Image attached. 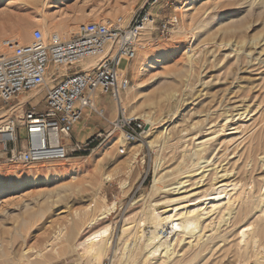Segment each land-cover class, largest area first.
Masks as SVG:
<instances>
[{"label": "rangeland", "instance_id": "rangeland-1", "mask_svg": "<svg viewBox=\"0 0 264 264\" xmlns=\"http://www.w3.org/2000/svg\"><path fill=\"white\" fill-rule=\"evenodd\" d=\"M143 2L0 0V40L18 35L17 41L27 44L34 29L44 37L58 33L68 38L56 31V23L75 29L73 35L80 23L114 21L119 16L127 22ZM196 7L186 13L176 5L166 9L162 20L170 13L177 16L169 33L150 35V30L139 38L153 62L138 73L142 59L138 60V41L137 55L125 73L129 86L121 93L126 117L134 116L140 126V138L125 145L140 144L134 157L121 154L118 145L113 155H103L102 148L120 131L96 142L93 150L99 152L93 162V150L65 161L40 163H8L0 157V264H78L73 244L107 223L115 225L111 245L115 250L120 247L123 221L166 196H187L174 205L200 212L193 234L174 235L179 242L166 264H264V143L256 145L264 132V0H201ZM126 65L122 61L119 66ZM43 96L44 92L33 95L29 104L43 109ZM102 102L109 105L106 97ZM4 114L0 104V117ZM141 115L154 119L153 133H147L150 126ZM83 123L80 119L75 128ZM206 138L207 146L195 155L198 142ZM158 162L163 189L153 190ZM107 174L113 177L106 180ZM122 180L127 181L125 187ZM171 187L177 188L168 194ZM103 201H115L116 206L89 227V218L98 214ZM240 229H247V236L238 248ZM121 252L116 264L141 263L139 248L126 251L127 258H121Z\"/></svg>", "mask_w": 264, "mask_h": 264}, {"label": "built area", "instance_id": "built-area-1", "mask_svg": "<svg viewBox=\"0 0 264 264\" xmlns=\"http://www.w3.org/2000/svg\"><path fill=\"white\" fill-rule=\"evenodd\" d=\"M183 1L144 0L127 22L119 16L114 21L80 23L68 38L57 33L44 37L40 29H34L27 44L1 39L0 104L6 114L0 117V157L8 163L65 161L72 155L89 153L96 142L112 137L115 131H120L124 142L119 149L122 154V147L136 142L141 132L137 118L126 117L121 102L129 80L120 62L136 57L139 38L148 26L150 35L155 31L169 33L177 16L170 13L162 20L160 15ZM88 57H98L99 61L82 66L80 62ZM50 66L54 67L51 71ZM62 67L64 72L56 71ZM34 90L44 92L43 109L29 104L32 97L18 104L21 94ZM96 93L116 103L117 118L109 121L107 131H99L86 141L73 140L72 127L85 110L105 119L104 110L95 104Z\"/></svg>", "mask_w": 264, "mask_h": 264}, {"label": "bare ground", "instance_id": "bare-ground-1", "mask_svg": "<svg viewBox=\"0 0 264 264\" xmlns=\"http://www.w3.org/2000/svg\"><path fill=\"white\" fill-rule=\"evenodd\" d=\"M199 1H201V0H184L183 2H180L178 5L176 4V7L182 9V11H184V13H186V12H189V11H192V10L196 9L197 8L196 5L199 3ZM55 26H56L55 27L56 31H58V30L61 31V33L64 34V36H66V37H70L71 33L75 30V29L70 28L67 24H64L62 22L56 23ZM150 30H151V26H148L147 29L144 30L143 35H145V33H148ZM26 33H27V31H25V34ZM141 38L142 37H140V39ZM9 39H13V40L17 41V40H20V37L18 35H14V38L11 37ZM143 41H144V39H142L140 41V44H139L141 49H140V51L138 53V56H139L138 60H140L141 57H142V59L140 60V64L137 66V71H138L139 74L143 73L146 69H148V67H150L152 65L151 63L153 62L152 61L153 58L151 57L150 51L146 48L145 45H142ZM259 41H260V39H259ZM249 43H248V45H249ZM237 51H239V50H237ZM191 55H193V54H191ZM98 61H99L98 57H88L86 59H83L80 63H81L82 66L89 67V66L95 65ZM53 69H54V67H52V66L49 67V71H51ZM59 72H64V67L59 68ZM46 83L48 85H51V81L48 78L46 79ZM125 89H127V87ZM37 93H38V90H34V91H31V92H28L26 94L21 95L19 97V103L18 104L20 105V104L24 103L25 101H27L28 99H30L31 97H33V95H35ZM121 102H122V98H121ZM114 108H115V106H114ZM115 111H116V109H115ZM141 117L150 126L147 129V133H149V134L153 133L152 131L155 128L154 125H156V122L154 121V119H152L151 115L150 116L149 115H141ZM159 120H161V118H159ZM222 129L224 130V128H222ZM256 134H257V132H256ZM209 139L206 138V139H203L200 142H198V147L196 148L198 150H196L197 153L194 152L195 155H198V153L201 152V150H202L201 147L205 146ZM256 141H257L256 142L257 146H260L261 142L264 143V132L257 137ZM152 143H153V140H149V144H152ZM254 143H255V141H254ZM122 144H124V142H123V140L121 139V137L119 135L117 138L112 140L106 146V148L105 147L102 148L103 155L104 156L113 155L115 147L118 145V151H119V149H120ZM139 145L140 144L132 145L130 147H124V148L122 147L123 148L122 153H126L127 155H129L132 158L138 153ZM164 146H165V144H164ZM262 150H264V149H262ZM98 152L99 151L95 150V149L92 151V156L90 158V161H92V162L95 161V155ZM260 152H261V150H260ZM190 157H191V155H190ZM194 159H196V158H194ZM195 165H197V163ZM154 166H155L154 170L156 172H155L153 180H152V189L153 190H157V189L158 190H162L163 186L159 185V183L162 180V175H159V176L157 175L158 168H159V162L155 163ZM112 177H113L112 174H109V175L107 174L104 178L106 180H108V179H111ZM73 178H74V176H73ZM120 183H121L122 187H125L126 184H127V181L126 180H122ZM181 183H183V181H177L176 182V184H181ZM63 186L71 188L72 185L71 184H66V185H63ZM207 187H209V186H207ZM176 188L177 187H174L172 191H171L172 187L170 188V190L167 189L168 190L167 191L168 194L169 193H173ZM217 189L218 188L213 190L214 195L219 192ZM206 194H208V193H206ZM214 195H212L211 199L214 198L213 197ZM185 197H187V196H185ZM185 197L172 198V197L166 196L165 198H163L159 202H154V203L149 202L146 205V207L140 212V214H138L136 217L125 219L123 221L122 228H121L120 234H119L120 247H118L115 250H113L112 246H111L112 245V239H113L112 238V234H113V230H114V226H115V225L113 226L114 223L113 224L107 223V224H105V225H103L101 227H97V228L91 229L89 232H87L86 234L83 235L81 240H79V241L75 242V244H73L74 245V251L77 254L76 257H77L78 264H82V263H84V264H105V262L107 260H108V262H107L108 264H116L115 263V259L118 258V255H119V253L121 251H122L121 252V254H122L121 258H122L124 255L126 257V254H124L126 251H128V250L129 251L130 250L134 251L135 249H138V248L142 252L141 263L140 264H149L150 262H148V261H152V260H153V262L151 264H166V262H168L175 255L176 251L174 252L175 248L173 249V247L177 246L176 244H178V242H179V240L174 235L181 234L180 236H183V237L186 236V235H191V234H193L194 230L196 228H198V226H199L198 225V219L200 217V212H198L196 210H192V209L188 208V206H186L184 204H183V206L181 205V207H178V206L174 205L175 202L179 201L180 199H184ZM195 201H198V200L196 199ZM172 205H174V206H172ZM177 205H179V204H177ZM115 206H116V202L115 201H112V202H109V203L103 201L97 207L98 214L91 215V218H89V221H88L89 227L93 226V224L96 223L97 220L102 219V218L105 219V217H107L110 214L111 210H113L115 208ZM169 207H171V208L168 209V210L165 209V208H169ZM213 207H214V205H213ZM220 218L221 217H219L218 220H220ZM83 220L86 221V218H84ZM248 227H249V225H248ZM246 230L242 229V231H241V229H240V231H238V233H237L238 234V239L236 241L237 242L236 246L238 248L241 247L243 242H245V239H246V236H247V233L245 232ZM72 233H73V231H72ZM58 235H59V233H58ZM56 239L58 240V236L57 235H56ZM251 243H252V248H255L256 241L253 239L251 241ZM262 243L264 245V239H263ZM258 244H259V242H258ZM1 249H3V248H1ZM52 250H53L52 252H54L56 255H58V252H57L56 248H52ZM110 253H113L112 257L109 256ZM37 256L38 257H43L41 252H37ZM256 258H257V255H256Z\"/></svg>", "mask_w": 264, "mask_h": 264}, {"label": "crops", "instance_id": "crops-1", "mask_svg": "<svg viewBox=\"0 0 264 264\" xmlns=\"http://www.w3.org/2000/svg\"><path fill=\"white\" fill-rule=\"evenodd\" d=\"M126 71L129 68L130 61L126 62ZM103 97H106V101H108L109 105L103 104ZM95 104L101 107L104 110L105 119H95L91 116L87 110L84 111V115L82 116V120H84L82 128H75L76 123L72 127L71 136L73 140L76 141H86L93 137L99 131H107L109 129V121H113L117 118V107L116 103L112 101L107 95H101L99 93L95 94ZM115 106V108H114ZM116 109V111H115Z\"/></svg>", "mask_w": 264, "mask_h": 264}, {"label": "trees", "instance_id": "trees-1", "mask_svg": "<svg viewBox=\"0 0 264 264\" xmlns=\"http://www.w3.org/2000/svg\"><path fill=\"white\" fill-rule=\"evenodd\" d=\"M87 153H84L83 155H86Z\"/></svg>", "mask_w": 264, "mask_h": 264}]
</instances>
